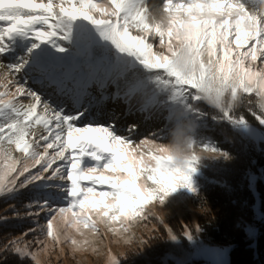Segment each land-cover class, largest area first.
<instances>
[{"label":"snow or ice","instance_id":"obj_1","mask_svg":"<svg viewBox=\"0 0 264 264\" xmlns=\"http://www.w3.org/2000/svg\"><path fill=\"white\" fill-rule=\"evenodd\" d=\"M108 100L146 120L167 111L169 127L188 116L203 126L206 101L217 125L252 116L264 127V0H161L155 10L147 0H0V196L50 189L15 217L38 224L43 213L39 231L74 254H99L98 224L131 244L133 221L149 217L179 242L162 213L178 194L199 197L204 159L178 164L160 142L168 137L140 139L137 122L121 126L104 111ZM193 143L231 159L211 141ZM85 158L96 163L82 168ZM37 230L0 245V255L40 264L47 243L27 239ZM183 236L195 238L187 226ZM104 254L106 264H122L110 247Z\"/></svg>","mask_w":264,"mask_h":264},{"label":"trees","instance_id":"obj_2","mask_svg":"<svg viewBox=\"0 0 264 264\" xmlns=\"http://www.w3.org/2000/svg\"><path fill=\"white\" fill-rule=\"evenodd\" d=\"M200 107L209 114V119L201 127L198 121L192 119L189 128L195 127L198 134H203L208 141L218 144L231 156V159L203 160L197 177L199 197L192 198L201 235L209 243L231 246L230 264H264V222L259 226L256 247L246 238V227L253 222L257 201L251 179L260 172L264 177V144L260 146L250 137L243 135L236 125L215 124L210 117L216 110L206 102L201 103ZM248 123L259 126L252 116H248ZM257 185L264 196V184L262 183V188L260 182ZM30 193L36 194H26ZM28 195L0 199V215L8 217L7 222H0V245L21 236L31 226L15 217L16 211L22 213V209L33 200ZM191 220L192 217L187 214L182 218H172L168 224L182 237L185 223L188 224ZM145 240L148 241L147 244L127 251L121 260L122 264H162L167 252V231L159 224V229ZM0 264L34 262L7 252L0 255Z\"/></svg>","mask_w":264,"mask_h":264},{"label":"rangeland","instance_id":"obj_3","mask_svg":"<svg viewBox=\"0 0 264 264\" xmlns=\"http://www.w3.org/2000/svg\"><path fill=\"white\" fill-rule=\"evenodd\" d=\"M155 1H156V5L149 2L150 4L149 8H153L155 10L160 6L161 0H154V2ZM257 6L262 7L259 3L255 4L252 7H257ZM156 20L157 21L160 20V16L158 14L156 15ZM111 91L112 89H109V92ZM97 96L99 98V94H97ZM106 105H115L118 108V111L114 113L119 119L121 126L131 123L132 121L137 122L139 124L138 137L140 139L151 138L152 134L156 133L159 136L168 137L167 139L160 141L166 143L171 138L173 129L177 126L176 124H173L171 127H169V121L167 120V115H168L167 111L156 112L152 116V118L146 120L143 118V116L140 113L136 111H133L131 115H128L126 111L127 105L122 100L104 101L103 102L104 111H106V107H105ZM191 122H192V117L188 116L182 119L179 122L178 126L185 128L188 131H191V128H189L188 126L191 124ZM236 127L239 128V130L243 135L250 137L258 145L261 146L262 144H264V127H261L260 125L252 126L249 123L243 125H236ZM192 135L194 136L195 139L197 138L198 140H203L206 142L208 141V139L204 137L203 134H198L197 131L192 132ZM263 150H264V145H263ZM17 155L20 154L17 153ZM205 155L207 158L213 159L212 153L206 152ZM95 163H96L95 161H92L89 158H85L82 161L81 167L82 168L89 167L94 165ZM251 181H252V187L256 193L257 201L255 206V217L253 219V222L246 227V238L248 241L252 243L253 247H256L259 226L264 222V196L262 191L258 188L257 184L258 182H260L261 184L260 188H262V183L264 184V177L260 172L258 175H253ZM49 191L50 189L47 188L46 186L39 185V186L31 187L28 190H24L13 197L0 196V199L14 198L16 196H27L28 194L26 193L28 192H36V194L30 193L28 197H31L33 199L42 198L47 196ZM192 198L193 196L187 193L178 194L177 197L174 198V202H172L168 206V208L163 210L162 214L165 217V223L168 225V227H170L168 222H170L172 218L175 217L182 218L183 216L188 214L192 217V220L188 224L185 223L182 229V237H180L179 242L170 241L167 237L168 240L167 252L163 258L162 264H188L195 262H197L198 264H230L231 250H232L231 246H222L216 243H209L203 239L201 235V228L199 232L195 231V226L199 225V223H198L197 210L193 205ZM25 199L27 200V197H25ZM25 208L26 207H24L22 209L24 211L20 213L21 217H23ZM149 208L155 210L157 214H160L158 205L152 204L149 206ZM21 219L23 223H28L31 225L30 227L38 229L37 232L35 233V236L30 234L27 237L28 240H32L34 238L41 239V240H45V242L48 245L46 250L39 252L40 264H106V255L104 253H106L109 247L122 260V258L125 257L127 251L133 248H137V246H140L139 238L141 236L143 237V239H146V237H148L149 235H151L152 233H154L156 230L159 229V223L153 217H149V220L147 221H140V220L133 221V227L130 230L131 233L135 234L133 237V242L131 244H124L123 240H120L119 243H115L114 240L116 238L112 237L110 233L107 236H105L104 233L106 229L104 225L98 224L97 227L100 229V238L103 240V243L98 245L100 250L99 254L91 252L90 249L86 252H79L74 254L67 243L62 246L54 245V242L46 236V230L44 232L39 231L40 226L46 225L47 218L44 216L43 213L41 214L38 224L31 218H21ZM145 225L147 226L145 227ZM58 226H59V230L63 231V226L59 224V222H58ZM116 226L119 227V225ZM185 226L191 229L193 235L195 236V238L191 242H189V240H187L183 236ZM84 231L87 232L86 229ZM71 234L76 236L78 240L82 239V237H80L74 230H71ZM61 248L63 250H61ZM32 250L38 251V247H34Z\"/></svg>","mask_w":264,"mask_h":264},{"label":"clouds","instance_id":"obj_4","mask_svg":"<svg viewBox=\"0 0 264 264\" xmlns=\"http://www.w3.org/2000/svg\"><path fill=\"white\" fill-rule=\"evenodd\" d=\"M209 103L211 107L212 105ZM196 129L193 127L191 131L186 130L185 128L176 126L173 129L171 138L165 143V147L168 149V154L172 155L175 161L178 164H183V162L191 158L193 155L198 156L201 160L206 159L205 151H202L194 146V136L192 132H195Z\"/></svg>","mask_w":264,"mask_h":264},{"label":"bare ground","instance_id":"obj_5","mask_svg":"<svg viewBox=\"0 0 264 264\" xmlns=\"http://www.w3.org/2000/svg\"><path fill=\"white\" fill-rule=\"evenodd\" d=\"M149 2L156 5V1L154 2V0H149V1L147 0L148 6H150ZM254 5L255 4L251 5V7L254 6ZM252 8L253 9L260 8V6L252 7ZM105 107H106V112H116V111H118V108L115 105H106Z\"/></svg>","mask_w":264,"mask_h":264}]
</instances>
